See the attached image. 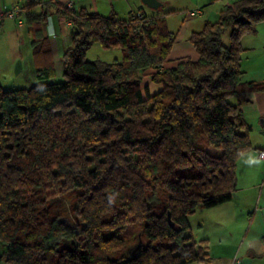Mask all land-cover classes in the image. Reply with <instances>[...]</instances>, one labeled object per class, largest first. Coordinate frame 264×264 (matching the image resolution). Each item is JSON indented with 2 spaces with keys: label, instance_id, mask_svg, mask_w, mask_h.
<instances>
[{
  "label": "trees",
  "instance_id": "trees-1",
  "mask_svg": "<svg viewBox=\"0 0 264 264\" xmlns=\"http://www.w3.org/2000/svg\"><path fill=\"white\" fill-rule=\"evenodd\" d=\"M33 1L39 12L20 6L13 20L30 36L37 81L54 77L41 30L49 11L77 33L61 82L0 85V261L208 264L187 216L232 198L237 161L252 148L241 104L264 81L241 80L240 39L264 21V0L229 2L189 34L198 58L165 69L176 37L165 14L124 20ZM94 44L121 58L87 60ZM147 70L155 93L142 85Z\"/></svg>",
  "mask_w": 264,
  "mask_h": 264
},
{
  "label": "crops",
  "instance_id": "crops-1",
  "mask_svg": "<svg viewBox=\"0 0 264 264\" xmlns=\"http://www.w3.org/2000/svg\"><path fill=\"white\" fill-rule=\"evenodd\" d=\"M56 1L64 5L70 3L73 10L84 8L88 12L108 15L99 12L100 8L96 0ZM123 1L128 9L137 8V13L141 12L147 16L165 14L167 24L171 20H178L180 28L169 29L176 33V37L167 61L162 66L165 69L176 66L185 58L191 60L198 58L188 41L189 34L199 31L205 21L215 20L232 0H157L161 4L157 9L148 8L140 0ZM111 4L110 0L107 7L110 8ZM25 5H31L30 10L33 12L40 11H35L32 3ZM160 8L165 10L160 12ZM131 9L130 12L133 11ZM195 10H199V13L194 14ZM70 28L68 21L54 10L49 11L46 21L42 24L41 30L48 39L55 73L62 71V53L73 42V37L69 34ZM27 36L30 40L28 32ZM240 45L241 80L255 83L264 81V21L256 25L253 34L243 35ZM155 71H145L142 81V85L147 86L150 93H155L161 88L150 80V74ZM241 110L245 121L251 126L249 140L252 148L237 161L235 196L225 203L205 209L206 211L197 209L201 212L199 218L210 217L213 240L208 231L201 230L196 238L190 232L194 241L207 240L210 257L208 264H264V164L256 157L257 150H264V91L248 93L241 104ZM190 215L187 216L189 229ZM201 225L197 227L202 229Z\"/></svg>",
  "mask_w": 264,
  "mask_h": 264
},
{
  "label": "rangeland",
  "instance_id": "rangeland-1",
  "mask_svg": "<svg viewBox=\"0 0 264 264\" xmlns=\"http://www.w3.org/2000/svg\"><path fill=\"white\" fill-rule=\"evenodd\" d=\"M44 2L48 0H43ZM88 1V0H87ZM85 1V2H87ZM110 0H96L99 6V12H105L104 14H109L111 10L117 13V16L121 19H127L131 14L137 13V8L132 7L130 9L127 8V5L123 0H111V7L108 8L107 4ZM33 0H0V11H8L10 9L24 6L26 3H32L33 9L35 11H39L40 7L33 3ZM165 8H160L159 11L162 12ZM178 20L174 19L171 22H168L167 27L170 30H176L180 28L178 27ZM24 25V24H23ZM183 28V27H181ZM183 30V29H181ZM222 40L224 44L228 43V34L225 33L222 36ZM73 45H70V47ZM120 50L119 48L112 49H104L99 44H94L91 48H89L86 52L87 60H101L104 62H111L114 59H120ZM21 63V71L15 72V66L17 62ZM62 71L55 73L54 69V77L52 80H40L37 81L34 74V69L32 66V52L30 46V40L27 36V32L25 26H18L17 21L4 18L0 19V85L4 90H11L17 88H27L33 86L35 84H43L47 82H61L63 78L61 77ZM65 205L69 206L71 204V199H66ZM203 211H206L205 209ZM201 212L199 210L195 211L194 214L190 215L189 223L190 229L187 233L190 232L197 237V234L202 231L210 232L209 236L212 237V224L210 217H200ZM199 222V223H197ZM203 223V224H202ZM202 226L198 228V225ZM139 230L135 225L130 228V234H134L135 231ZM4 251L3 246L0 244V253ZM0 264H9L5 262V260H1Z\"/></svg>",
  "mask_w": 264,
  "mask_h": 264
},
{
  "label": "built area",
  "instance_id": "built-area-1",
  "mask_svg": "<svg viewBox=\"0 0 264 264\" xmlns=\"http://www.w3.org/2000/svg\"><path fill=\"white\" fill-rule=\"evenodd\" d=\"M70 8H71V4L67 3L66 4V9L68 10ZM193 13L194 14L195 13H199V10H195V11H193ZM18 16H19V8L18 7L10 9L8 11H4V12L0 11V18H5L6 17V18H10V19H16ZM133 16L141 18V15L138 14V13H135ZM68 23H69V25H71L70 20H68ZM17 25L18 26L22 25L21 17L19 19H17ZM256 157H257V159H259L264 164V150H257L256 151Z\"/></svg>",
  "mask_w": 264,
  "mask_h": 264
},
{
  "label": "water",
  "instance_id": "water-1",
  "mask_svg": "<svg viewBox=\"0 0 264 264\" xmlns=\"http://www.w3.org/2000/svg\"><path fill=\"white\" fill-rule=\"evenodd\" d=\"M143 5L147 6L150 9H157L161 4L157 1V0H140ZM77 33V30L75 28H70L69 34L73 37L75 36ZM21 69V63L20 61L17 62L16 66H15V72H19V70ZM233 197L235 196L234 194L232 195ZM140 244L137 245L134 248V251L137 250L139 248Z\"/></svg>",
  "mask_w": 264,
  "mask_h": 264
}]
</instances>
